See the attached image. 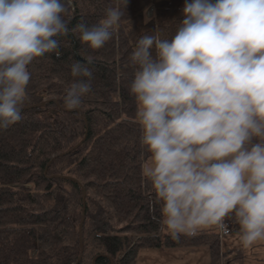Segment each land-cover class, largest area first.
<instances>
[{"label":"clouds","instance_id":"obj_1","mask_svg":"<svg viewBox=\"0 0 264 264\" xmlns=\"http://www.w3.org/2000/svg\"><path fill=\"white\" fill-rule=\"evenodd\" d=\"M128 2L115 0L99 23L71 31L102 48ZM72 4L0 0V130L22 119L27 66L45 53L61 55L56 37L70 31ZM183 14L171 38L145 34L130 58L140 142L152 156L145 175L174 239L234 212L241 242L251 246L264 240V0H185ZM92 63L87 56L71 64L79 79L65 90L66 109L81 110Z\"/></svg>","mask_w":264,"mask_h":264},{"label":"trees","instance_id":"obj_2","mask_svg":"<svg viewBox=\"0 0 264 264\" xmlns=\"http://www.w3.org/2000/svg\"><path fill=\"white\" fill-rule=\"evenodd\" d=\"M184 3L129 0L112 38L92 49L71 29L99 23L115 0H73L70 31L56 37L61 55L45 53L27 66L22 119L0 130V264H138L142 247L201 245L212 264L228 253L242 264V249L222 250L216 233L161 235L163 202L144 172L151 153L140 142L130 58L143 35L175 34ZM87 56L92 90L80 111L68 110L65 90L79 79L71 64Z\"/></svg>","mask_w":264,"mask_h":264},{"label":"rangeland","instance_id":"obj_3","mask_svg":"<svg viewBox=\"0 0 264 264\" xmlns=\"http://www.w3.org/2000/svg\"><path fill=\"white\" fill-rule=\"evenodd\" d=\"M152 13V9L149 10ZM152 156H148L144 161L145 169L151 167ZM225 219L230 220L231 230L228 233H222L220 230V224L213 225L207 228L197 229L195 232L201 230L216 233L220 237V244L222 250H228L232 248L242 249L241 261L242 264H264V240H258L253 245L245 247L241 242V227L237 222L234 212L228 214ZM169 230L164 227L161 231V235H165ZM206 250L208 254L209 246L204 245L199 248H173V247H142L139 251L137 261L138 264H207L211 263V258L206 259V254L203 253ZM234 254V253H233ZM233 254L228 253L223 258L222 264H234ZM240 263V259H239Z\"/></svg>","mask_w":264,"mask_h":264},{"label":"built area","instance_id":"obj_4","mask_svg":"<svg viewBox=\"0 0 264 264\" xmlns=\"http://www.w3.org/2000/svg\"><path fill=\"white\" fill-rule=\"evenodd\" d=\"M220 230L222 233H228L231 230V221L228 219H223V221L220 223Z\"/></svg>","mask_w":264,"mask_h":264},{"label":"crops","instance_id":"obj_5","mask_svg":"<svg viewBox=\"0 0 264 264\" xmlns=\"http://www.w3.org/2000/svg\"><path fill=\"white\" fill-rule=\"evenodd\" d=\"M202 247L204 246V245H201ZM201 246H188V247H173V248H187V249H190V248H199V247H201ZM163 247V246H162ZM157 248H159V247H157ZM203 253L204 254H206V259L208 260V257H209V260H210V249H209V251H208V254L206 253V250H203ZM208 263V261L207 262H205V264H207Z\"/></svg>","mask_w":264,"mask_h":264},{"label":"water","instance_id":"obj_6","mask_svg":"<svg viewBox=\"0 0 264 264\" xmlns=\"http://www.w3.org/2000/svg\"><path fill=\"white\" fill-rule=\"evenodd\" d=\"M84 209H85V205H84ZM84 216V215H83ZM81 230H80V241H81V244H83V233H82V224H81V228H80ZM83 246V245H82ZM81 256H82V250H81V253H80V256H79V260H80V258H81ZM78 260V261H79Z\"/></svg>","mask_w":264,"mask_h":264}]
</instances>
